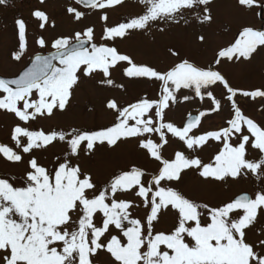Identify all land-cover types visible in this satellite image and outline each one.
Segmentation results:
<instances>
[{
	"label": "snow or ice",
	"instance_id": "snow-or-ice-1",
	"mask_svg": "<svg viewBox=\"0 0 264 264\" xmlns=\"http://www.w3.org/2000/svg\"><path fill=\"white\" fill-rule=\"evenodd\" d=\"M7 3L0 0V5ZM124 3L75 0V6L66 5V13L77 22L86 18L77 6L101 10L103 43L95 42L94 26L88 25L49 41L43 33L54 29L55 22L45 10H33L41 31L31 43L50 49L48 54H30L27 24L23 18L14 21L17 47L10 59L22 68L12 78L0 77V111L16 121L10 133L14 147L0 143V159L23 169L19 175L0 173V264H95L100 254L108 255L111 264H264V229L255 228L264 216V187L212 204L189 198L173 186L189 173L209 184L264 176V125L245 115L236 100L240 95L258 101L264 111V85L254 90L234 88L219 70L181 58L171 48L168 51L178 62L159 70L135 62L108 43L154 24H188V16L210 25L212 0H139L140 13L108 25V10ZM237 4L244 10H264V0H237ZM197 39L205 42L203 34ZM260 48H264V30L244 26L234 42L215 53L213 62L248 61ZM117 67L129 79L159 82L156 98L144 95L124 105L106 100L113 121L96 129L32 130L39 119L66 112L82 78L100 75V85L124 89L111 78ZM220 86L229 116L223 126L200 131L203 118L223 111L221 99L214 95ZM182 90L188 92L181 95ZM196 98L201 102L207 98L211 107L189 112L180 125L167 118L175 105ZM133 140L158 162L156 169L149 172L133 164L99 184L73 160L81 151L94 154L98 146L114 149ZM57 142L65 145L66 155L57 156V165L49 168L33 153ZM210 142L218 147L205 162L197 153ZM172 143L180 147L166 158L163 151ZM253 151L257 155L250 158ZM139 208L143 217H134L133 210ZM165 213L173 218L171 227L156 230ZM249 232L255 239L248 238Z\"/></svg>",
	"mask_w": 264,
	"mask_h": 264
},
{
	"label": "rangeland",
	"instance_id": "rangeland-1",
	"mask_svg": "<svg viewBox=\"0 0 264 264\" xmlns=\"http://www.w3.org/2000/svg\"><path fill=\"white\" fill-rule=\"evenodd\" d=\"M72 4L73 0H45L41 5L39 0H8L6 5H0V75L14 76L22 68L18 62L10 59V53L17 47V33L14 21L23 18L27 24L30 42L29 53H47L50 49H39L31 43L32 38L40 33L36 21L31 13L35 9H43L47 12L50 20L55 22L56 27L43 33L50 41L58 35H72L74 31H80L85 25L94 26L95 42L103 43L100 37L105 27V22L100 19L103 14L101 10L85 9L77 6L78 10L85 11L86 18L82 21H75L66 13V5ZM139 0H125L123 6H117L108 10V25H115L123 22L125 17L135 16L142 11ZM213 22L200 25L194 22L193 16H188V24L183 21L179 25L169 22L164 24H154L144 32H133L125 39H117L115 42H108L110 46H116L118 51L130 55L137 63H147L157 67L159 70H166L168 67L178 62L177 57L169 53V49L179 52L181 58L189 59L200 66L211 65L215 70H219L234 88L242 90H254L264 85V48L258 49L253 57L244 61L227 62L222 61L220 65L214 64L215 53L222 47L234 42L238 33L244 26H252L257 30H264V10L259 8L244 10L238 6L237 0H212L210 5ZM165 27L164 32L159 28ZM199 34L205 36V42L200 43L197 39ZM111 78L116 84H123L124 89L114 86L100 85L98 81L100 75L95 78H82L79 86L75 88L70 106L64 113H57L52 119H39L32 124V130L43 127L48 130H67L69 127H80L84 130L96 129L109 125L114 118V114L106 110L105 103L108 99H116L119 104H126L136 98L147 95L156 98L159 91V82L150 81L146 78L129 79L122 73V68L117 67L112 70ZM188 92L182 90L181 95ZM225 90L222 86L216 87L214 95L221 99L223 111L219 114L212 113L202 119L200 131L215 130L224 125L225 119L229 116V105L223 99ZM236 100L245 115L253 118L258 123L264 125V111L258 101L253 102L250 98L238 95ZM211 107V102L205 98L203 102L196 98L192 102H183L175 105L168 112V119L177 125L182 124L189 112L197 114ZM15 118L12 114L0 111V143L14 147L10 140L11 129L14 126ZM180 147L177 143L166 146L163 155L168 158L174 149ZM217 145L210 142L203 151L197 154L202 156L205 162L217 150ZM40 163L49 168L57 165L56 157L63 159L66 155V148L62 142H57L49 146L46 150H36L33 153ZM256 152L250 154V158L256 156ZM25 154V159H27ZM74 162L79 163L82 169L90 172L94 179L103 184L114 173L121 169H126L135 164L151 171L158 167V162L150 159L145 151L140 150L136 142H122L114 149L106 146H98L94 154H87L81 151L80 157ZM23 165L15 166L0 159V173H11L19 175ZM179 188L186 196L198 202H209L212 204L227 200L236 194L247 192L254 194L261 187H264V176L259 179L255 175H249L238 181L228 180L226 183L209 184L203 182L196 174L189 173L183 177V181L173 185ZM132 199L131 196L127 197ZM134 217H143V208L135 209L132 212ZM173 218L170 214H163L159 223L155 225L156 230H167L171 227ZM259 232L264 229V216L259 218V223L255 226ZM248 238L255 239V234L249 232ZM95 264H111V258L106 254H100L95 258Z\"/></svg>",
	"mask_w": 264,
	"mask_h": 264
},
{
	"label": "water",
	"instance_id": "water-1",
	"mask_svg": "<svg viewBox=\"0 0 264 264\" xmlns=\"http://www.w3.org/2000/svg\"><path fill=\"white\" fill-rule=\"evenodd\" d=\"M73 1L75 2V0H73ZM82 7H83V6H82ZM43 54H48V52H47V53H43ZM0 77H7V76H1V75H0ZM12 77H14V76H10V77L8 76V78H12Z\"/></svg>",
	"mask_w": 264,
	"mask_h": 264
}]
</instances>
